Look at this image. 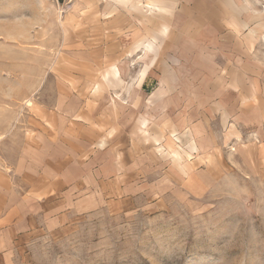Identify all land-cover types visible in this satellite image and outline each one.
<instances>
[{
	"label": "rangeland",
	"instance_id": "1",
	"mask_svg": "<svg viewBox=\"0 0 264 264\" xmlns=\"http://www.w3.org/2000/svg\"><path fill=\"white\" fill-rule=\"evenodd\" d=\"M166 1L169 20L140 34L97 29L94 0H0V168L43 171L62 146L81 174L76 159L107 157L88 142L102 122L131 131L145 167L130 206L42 230L12 264H264V0ZM169 60L175 89L157 100Z\"/></svg>",
	"mask_w": 264,
	"mask_h": 264
},
{
	"label": "crops",
	"instance_id": "2",
	"mask_svg": "<svg viewBox=\"0 0 264 264\" xmlns=\"http://www.w3.org/2000/svg\"><path fill=\"white\" fill-rule=\"evenodd\" d=\"M152 1L153 6L149 8L148 0H94V8L97 7L96 28L125 30L134 27L141 34L148 28L149 22H158V19H161L158 22L161 24L165 19L169 20L173 5H169L166 0ZM171 1L173 4V0ZM136 4L142 6L139 20L136 19L133 26L126 20L119 21L120 15L127 13L128 8ZM193 4L196 6L197 2ZM145 42L146 40L138 44L136 55H141L144 51L147 57L154 52L152 45H145ZM129 59L133 60L132 57ZM170 63L171 66L168 65ZM176 64L175 60L167 61L168 66L164 71L166 80L151 93L153 98L164 99L166 95L174 92L175 86L166 83L167 80L171 84L174 83L177 77ZM153 67L154 61L144 65L140 79L142 87L146 86ZM118 74L120 75L119 70ZM262 119L263 115L259 109L242 122L252 124L255 120ZM143 122L141 126L146 124L145 120ZM104 124L107 129L99 135H93V139H88V142L98 141V155L106 152L107 157L104 161L97 157L87 161L76 159V164L82 166L81 174L69 168L72 157L62 146L59 155L53 160L54 164H44V167H40L43 171L36 169L33 163L27 167L22 166L13 173L0 168V264H12L21 246L42 230L62 229L78 215L96 211L105 204L130 206L134 196L140 194L142 170L145 167L142 169L133 155L137 154V149H141V146L135 144L131 131L109 130L108 122H102L99 126ZM138 132L136 130L137 134ZM43 141L52 142L48 133L43 134Z\"/></svg>",
	"mask_w": 264,
	"mask_h": 264
},
{
	"label": "bare ground",
	"instance_id": "3",
	"mask_svg": "<svg viewBox=\"0 0 264 264\" xmlns=\"http://www.w3.org/2000/svg\"><path fill=\"white\" fill-rule=\"evenodd\" d=\"M28 102H29L28 104L30 105L31 104V101H28Z\"/></svg>",
	"mask_w": 264,
	"mask_h": 264
}]
</instances>
